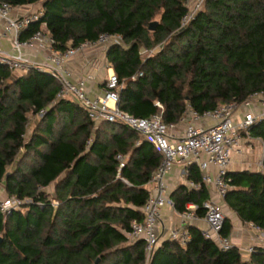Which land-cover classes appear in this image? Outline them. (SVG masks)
Returning <instances> with one entry per match:
<instances>
[{"label":"trees","instance_id":"16d2710c","mask_svg":"<svg viewBox=\"0 0 264 264\" xmlns=\"http://www.w3.org/2000/svg\"><path fill=\"white\" fill-rule=\"evenodd\" d=\"M186 1L0 3H40L42 15L19 38L45 22L61 52L119 35L122 43L107 46L118 107L135 117L161 113L165 123H177L188 105L202 114L264 90V0H205L182 25ZM58 88L48 71L16 73L0 63V183L7 196L21 201L7 212L0 208V264H145L144 242H130L127 232L143 218L145 184L161 156L124 124L94 123L75 101L58 98ZM31 115L39 118L28 131ZM249 131L264 141V120ZM189 167V177L200 181L198 169ZM226 178L225 204L242 223L264 229V172L228 171ZM170 196L177 211L197 204L199 217L209 198L204 185H179ZM186 228L185 246L165 238L148 264H264L260 245L249 255L234 245L222 250L196 225ZM231 229L225 216L221 233Z\"/></svg>","mask_w":264,"mask_h":264},{"label":"built area","instance_id":"2783aa9c","mask_svg":"<svg viewBox=\"0 0 264 264\" xmlns=\"http://www.w3.org/2000/svg\"><path fill=\"white\" fill-rule=\"evenodd\" d=\"M204 1H186L187 11L181 19L182 25L194 18L196 13L202 9L201 4ZM15 9L16 7L7 2L0 3V21L3 22L1 35H9L11 38L10 51L0 49L1 64L20 73H25L31 68L52 73L59 82L58 98H69L75 101L86 110L88 117L94 123L106 121L128 126L160 153L161 162L150 178V181L154 183V190L149 193L141 208L143 218L140 221H134L127 232L130 242L138 240L144 242L145 264L149 263L153 252L160 243L159 227L162 226V207L168 205L174 208L173 200L167 195L164 177L176 163L186 167L197 164L204 171L210 166L216 167L217 171L213 175L204 173L200 181L188 180L187 187L199 189L202 185L211 186L214 188L217 200L210 198L202 203L204 210L202 217L195 213L198 205L192 202L186 204L184 211L175 210L176 215L181 219L182 226L170 228L167 234L168 239L176 240L181 246H185L190 240V232L185 225L203 219L207 224L206 228L201 229L205 238L215 241L222 250L232 247L231 236L221 233L225 215L219 201L223 200L230 188V179L226 178V174L232 156L241 155L244 152L246 147L243 140H253L249 128L257 121L264 120V90L252 93L240 104L230 102L202 114L188 105L185 114L190 120H187L183 133L176 134L175 124L165 123L161 113L148 117H135L120 109L118 107V79L115 73L107 76L98 96H91L87 91V83L93 78L92 75L86 74L73 80L69 62L74 56L85 49L107 47L111 43H122L119 35L104 34L95 42H84L78 47H68L61 52L53 46L55 40L46 30L45 22H42L31 36L20 39L21 31L33 21L38 20L43 11L38 8L18 15L15 14ZM33 46L37 49L46 48L49 51L46 62H33L25 56L24 49ZM238 110L241 111V117L236 119L235 113ZM183 118L184 116L180 120ZM203 118L210 119L212 123L208 126L197 125L198 120ZM261 144L264 147L262 140ZM117 159L121 161L120 166H123L122 156L118 155ZM257 164L264 172L262 158L258 160ZM20 204L21 201L17 198L9 197L0 201V208L3 212H7L12 208L19 207ZM248 226L253 232V240L249 245L239 248L246 255L254 250L256 245L254 242L257 243L264 239V229H260L252 223H249Z\"/></svg>","mask_w":264,"mask_h":264},{"label":"crops","instance_id":"0c3cea01","mask_svg":"<svg viewBox=\"0 0 264 264\" xmlns=\"http://www.w3.org/2000/svg\"><path fill=\"white\" fill-rule=\"evenodd\" d=\"M34 6L36 4L25 5V6H18L16 7L15 14H23L25 12H29L34 10ZM41 6V5H40ZM39 6V8H40ZM3 22L0 21V49L4 51H10L11 47V38L9 35L3 36ZM25 56L37 63H44L48 60L49 51L44 49H37L36 47H29L24 49ZM69 66L72 70V78L73 80L79 79L86 74L92 75V79L87 83V91L88 94L91 96H98L101 92L105 79L108 75L115 73L112 66L109 64L107 60V47H96L91 49H85L79 52L76 56H74L70 62ZM20 73V72H16ZM157 105H160L158 102ZM184 118L179 120L175 124V132L176 134H182L188 118L187 114H183ZM241 117V111L238 110L235 113V118ZM212 123L210 119H200L196 123L197 125L208 126ZM99 124V123H98ZM141 137V136H140ZM142 138V137H141ZM139 138V139H141ZM261 140L259 137L253 136L252 141H248L246 139L243 140V144L245 145L244 152L241 155H233L231 161L228 166V171H241V170H249V171H262V169L258 166L257 162L260 158L264 160V147L261 144ZM264 142V141H263ZM249 145V147H248ZM160 154V153H159ZM161 156V155H160ZM128 156H125L127 159ZM195 168L198 169L200 179L204 173H208L213 175L217 168L214 166H210L207 170H201L197 164H192ZM189 166L186 167L183 164L176 163L172 166L169 173H167L164 177V183L167 187V195L171 197V192L179 185H185L187 187V181L192 179L189 177ZM155 172V171H154ZM263 172V171H262ZM146 187L148 189V195L151 191L154 190V183L148 180L146 182ZM208 191L209 198H214L217 200V197L214 194V188L211 186L204 185ZM188 188V187H187ZM50 191L52 190L51 187L48 188ZM221 204L226 207V214L225 216L229 217L232 223V229L230 231V236L232 238V243L234 246L240 248L245 247L251 243L253 240V232L250 230L248 224L242 223L237 215L231 211L228 206L225 204L224 200H220ZM187 204V203H186ZM186 207V205H185ZM175 208H172L168 205H165L161 209V219H162V226L159 227L160 231V241L168 238V230L173 227H181V219L176 215ZM236 221L240 222L241 225L236 224ZM199 227V229H204L207 227V224L203 219H200L197 222L190 223ZM189 225V224H188ZM238 225L240 227H238ZM247 226L246 233L243 230L244 227ZM170 226V227H169ZM187 227V225H185ZM244 244V245H243ZM260 245L264 247V239L254 242V245Z\"/></svg>","mask_w":264,"mask_h":264},{"label":"rangeland","instance_id":"374dc122","mask_svg":"<svg viewBox=\"0 0 264 264\" xmlns=\"http://www.w3.org/2000/svg\"><path fill=\"white\" fill-rule=\"evenodd\" d=\"M41 4L40 3H38V4H36V6H34L33 8H34V10L35 9H38L39 8V6H40ZM203 6H204V2H203V4H201V7L203 8ZM144 54H145V52H144ZM38 118H39V116L38 115H36V116H34V115H31V116H29V125H28V131L32 128V126L37 122V120H38ZM9 198V196H7V194H6V192H5V190H4V187H3V185L0 183V201L2 200H6V199H8ZM221 207H222V210H223V214L225 215L226 214V207L223 205V204H221ZM236 224H239V225H241L240 224V222H238V221H236ZM238 225V227H240ZM170 227V226H169ZM242 227H244L243 228V230L245 231V233L247 232L246 231V228H247V226L245 225V226H242ZM244 245V244H243ZM242 248V247H241Z\"/></svg>","mask_w":264,"mask_h":264},{"label":"water","instance_id":"95a60500","mask_svg":"<svg viewBox=\"0 0 264 264\" xmlns=\"http://www.w3.org/2000/svg\"><path fill=\"white\" fill-rule=\"evenodd\" d=\"M155 25H156V22H155V21L151 22V23L149 24V29H150V30H154Z\"/></svg>","mask_w":264,"mask_h":264}]
</instances>
